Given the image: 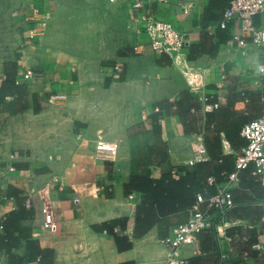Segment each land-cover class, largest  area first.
I'll list each match as a JSON object with an SVG mask.
<instances>
[{"label": "crops", "instance_id": "obj_1", "mask_svg": "<svg viewBox=\"0 0 264 264\" xmlns=\"http://www.w3.org/2000/svg\"><path fill=\"white\" fill-rule=\"evenodd\" d=\"M228 1L147 0L149 12L174 22L189 39L172 58L151 47L133 0H0V85L10 71L15 82L27 87L25 109L0 108V221L21 204L30 210L13 231L12 250L21 264L39 262L38 256L28 260L27 240L50 249L52 264L163 262L167 248L156 227L133 237L141 193L125 192L130 174L150 168L151 177L159 178L167 166L179 174L195 165L208 167L203 161L209 150L224 159L212 164L232 169L245 142L243 125L264 108V75L258 71L264 47L249 38L237 45L232 36L240 33L238 20L217 26ZM253 22L264 27V12ZM31 27L37 30L32 39ZM26 70L32 72L28 78L23 77ZM194 88L200 102L193 99L195 106L181 118L167 102ZM202 95L218 108L206 113ZM154 112L159 113L158 136L148 122ZM233 122L230 140L224 128ZM99 136L117 144L112 158L96 150ZM200 145L204 159L189 165ZM156 150L164 161L146 162ZM238 180L237 204L218 216L212 243L202 238L184 245V260L203 256L209 257L205 264H264L262 192L248 170ZM44 204L50 206L54 230L43 226ZM189 213L171 216L169 230ZM119 217L127 222L116 230L133 242L124 251L100 229L102 222ZM242 235L253 243L246 255ZM0 264H8L3 250Z\"/></svg>", "mask_w": 264, "mask_h": 264}, {"label": "trees", "instance_id": "obj_2", "mask_svg": "<svg viewBox=\"0 0 264 264\" xmlns=\"http://www.w3.org/2000/svg\"><path fill=\"white\" fill-rule=\"evenodd\" d=\"M230 1L231 0L228 1L225 8L229 6ZM6 74L5 79L0 85V108H5L11 113L25 109L27 107L26 85L24 83L15 82L13 72L8 71ZM7 97H12V100L6 101ZM193 99L199 101L196 93L193 91L192 93L182 91L176 101L171 104L167 102V104L169 106L175 105L176 112L181 118H183L189 112L190 108L195 106L194 103H192ZM216 107L218 108V106ZM217 108H213L208 112H213ZM33 109L34 111H38L39 109L36 97H33ZM208 112L206 111V113ZM158 118V112H154L148 116V122L152 126L153 134L157 136L161 133V126L158 123ZM224 130L227 138L231 140L233 139L236 125H234L233 122L229 128H224ZM207 154L209 158L208 160L203 161V163L206 162V166L208 167L202 168L195 165L191 170H186L183 174H179V172L174 170L171 166L163 168L159 178L151 177L150 168H144L130 174L128 181L124 184L125 192L138 191L141 193L140 201L135 206L133 222L134 238H139L151 228L156 227L158 238L163 239L168 234L170 226L169 219L171 216L184 215L186 211L190 212L198 193H202L205 196L212 194L216 191L217 184L227 180L228 173L231 172L233 168L227 169L222 168L219 165L215 166L212 164L213 159L219 160V162H222L224 159L219 156L217 152L214 153L211 150H209ZM163 161L164 156L160 150L149 153L146 158V162L150 163L160 164ZM173 170L177 173L176 176L173 174ZM246 170L250 173L249 169ZM244 171L245 170L242 172ZM242 172L238 174L237 181H239L238 179ZM209 178L212 179V182L208 181ZM250 178L253 183L258 185L251 173ZM238 185L240 186V184ZM212 187L214 188V191L212 190ZM236 187H233L231 190L235 205L237 204L234 197V189ZM252 201L255 202L257 199H253ZM24 205L25 204L19 205L17 209L10 211L0 221L2 225V231L0 232V250H3L6 254L8 264H21L23 260L13 252L12 247L15 240L13 231L17 228L19 220L28 216L27 214L30 211L29 209H26ZM126 222V217H119L102 222L100 225L102 231L113 236L118 251L127 250L133 245L131 238L116 230V228L123 230L126 226ZM214 237L215 232L213 228L203 229L197 233V239L201 240L203 238L207 243H212ZM27 244L29 245V251L27 253L28 260L31 261L38 256V264H52V251L50 249H41L34 240H27ZM200 248L202 251H205V248L202 245ZM208 260L209 257L193 256L184 260L182 264H205ZM120 264H134V262L126 261Z\"/></svg>", "mask_w": 264, "mask_h": 264}, {"label": "built area", "instance_id": "obj_3", "mask_svg": "<svg viewBox=\"0 0 264 264\" xmlns=\"http://www.w3.org/2000/svg\"><path fill=\"white\" fill-rule=\"evenodd\" d=\"M155 1L162 2L165 0ZM146 6L147 0H133L132 2V7L138 12V18L151 47L158 53H165L172 58L176 57L188 45V37L174 22L159 18L156 14L149 12ZM189 6V3L184 4L183 12L187 13ZM262 12H264V0H231L229 6L222 12L217 26L223 29L233 20H238L240 22V33L232 36L237 45L242 46L245 44L246 38H249L256 46L264 47V27L253 22L254 15ZM33 13L38 14V9H34ZM208 32L211 33L212 30L208 28ZM36 34V28L31 27L28 37L32 39ZM119 68L118 64L114 66L116 71ZM258 71L264 75V65H259ZM31 75L30 70L23 72L25 78ZM192 91L198 93L196 88ZM56 97L58 96H50V99ZM200 100L202 101V109L205 112L217 106V103L209 104L208 96L202 95ZM241 135L246 142L235 155L234 167L228 173L227 180L217 184L216 191L212 194L205 196L198 193L196 195V201L187 220L173 225L167 236L161 240L167 248V254L160 264H182L184 259L180 255L181 248L184 245L194 243L197 240L199 231L215 228L218 216L224 215L227 210L235 206L231 190L236 186L238 174L243 170H250L263 194L264 203V108L259 116L243 125ZM95 146L100 154L109 158L114 156L117 148L116 143L110 142L101 136L95 140ZM202 151L203 147L200 145L194 156L187 161L188 164L193 165L197 161L203 160ZM173 174L177 175L174 170ZM208 181L212 182V179L209 178ZM42 211L45 214L43 226L48 230H54L55 222L50 213L49 204H44ZM1 231L2 225L0 223ZM240 241L245 246L243 253L246 255L249 249L253 247V243L246 235L240 236Z\"/></svg>", "mask_w": 264, "mask_h": 264}]
</instances>
